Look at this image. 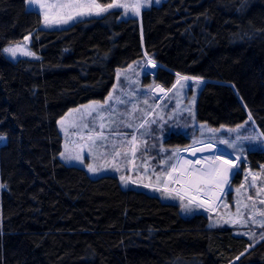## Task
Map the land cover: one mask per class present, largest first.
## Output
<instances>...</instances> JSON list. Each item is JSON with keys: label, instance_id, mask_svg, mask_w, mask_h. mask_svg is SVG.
<instances>
[{"label": "trees", "instance_id": "trees-1", "mask_svg": "<svg viewBox=\"0 0 264 264\" xmlns=\"http://www.w3.org/2000/svg\"><path fill=\"white\" fill-rule=\"evenodd\" d=\"M120 17L112 9L46 29L26 0H0V264H264V240L68 165L58 127L71 108L104 100L117 71L147 53L166 88L176 73L214 80L200 92L198 120L235 126L250 112L264 134V0L144 8L145 47L139 19ZM29 34L40 58L9 59L3 49ZM187 139L173 133L167 143ZM249 157L264 163L260 150Z\"/></svg>", "mask_w": 264, "mask_h": 264}, {"label": "rangeland", "instance_id": "rangeland-1", "mask_svg": "<svg viewBox=\"0 0 264 264\" xmlns=\"http://www.w3.org/2000/svg\"><path fill=\"white\" fill-rule=\"evenodd\" d=\"M163 1L165 0L158 2L149 0L144 4L141 0L142 7L138 15L133 13L131 7L127 13L123 8L118 9L121 11L120 18L139 19L142 44L144 41L142 10L152 5H159ZM62 2L64 0H49L53 5ZM96 2L104 6L99 0ZM119 2L132 5L137 0H119ZM27 8L38 11L43 20V13L38 4H27ZM61 11L67 10L53 7L52 14L56 15ZM93 16L97 15L85 16L77 20ZM77 20L67 25L46 29L68 27ZM42 28H45L43 23ZM27 37V40L24 38L10 43L5 48L19 46L23 51L34 53V56H25L22 51H17L16 57L6 52L5 55L13 61L20 58L39 59L40 55L32 48V34ZM153 64L158 67L154 68ZM160 66V62L145 53L144 60H137L117 71L115 84L109 93L110 99L108 94L102 101L93 100L68 110L58 121L63 136L62 152H66L67 149L66 154L79 155L82 159L66 160L60 155L61 159L68 165L83 167L92 177L114 174L124 188L143 190L158 196L162 201L175 203L186 216L203 213L208 217L209 225L228 224L234 227L235 233L253 239L255 244L258 243L262 240L261 235L264 234V227L261 226L264 224V216L261 215L264 213V203H260L264 201V163L257 162L256 157H249V152L254 150L264 152L263 132L252 115L251 121L248 119L247 123L235 126L214 127L198 120L196 114L198 97L204 84L212 79L179 73L181 77L198 78L199 83L197 79L182 80L176 89L168 91L177 83L178 77L176 75L175 82L169 88L158 84L153 76ZM160 88H163L166 94L161 93ZM93 108L96 111H92ZM90 111H92L91 115L88 114ZM101 123L107 126L101 129ZM85 124L88 128H84ZM129 124L131 127H128ZM208 129L215 131L210 132ZM90 130L93 136L102 131L105 138L89 141ZM173 133L184 134L188 138L187 143L168 144L167 140ZM244 137L256 139L249 141ZM223 140H228L229 143L234 141L235 149L221 144L220 141ZM211 144H215L216 147L206 151L198 150ZM250 144L254 146L250 148ZM217 149H224L232 155H225ZM117 151L120 153L119 156L115 154ZM234 156L243 157L242 161H235L239 165L238 173L241 175L239 181H234L237 175L230 174L229 185L225 186V191L212 189L215 196L211 199L203 193L195 192L186 194L183 200L176 196L173 190L181 188V185L174 181L186 179L181 173L208 168L213 157L233 161ZM198 160L200 163L196 164ZM252 162L257 163L255 167L251 165ZM89 165L101 170L90 172ZM171 165L176 166V171H172ZM169 173H171L170 177ZM121 177L125 179L122 180ZM254 177L255 183H253ZM228 187L231 188V192L227 190ZM165 188L172 192V195H168L164 191ZM189 195L196 196V201L190 204ZM200 201L208 202L201 206Z\"/></svg>", "mask_w": 264, "mask_h": 264}, {"label": "snow or ice", "instance_id": "snow-or-ice-1", "mask_svg": "<svg viewBox=\"0 0 264 264\" xmlns=\"http://www.w3.org/2000/svg\"><path fill=\"white\" fill-rule=\"evenodd\" d=\"M27 4L31 5V4H38L40 10L43 13V26L45 28H53L54 26H58V25H67L69 24L71 21L77 20L78 18H82L85 16H92V15H101L104 13H108L109 10L112 9H120L123 8L125 10V13H127V10L129 9V7L132 8V11L134 14H139L140 9L142 7V3L141 0H137L136 3L132 4V5H128L126 3H120L119 0H113L112 3H109L107 5H100L99 3L96 2V0H64V2L59 3L58 5H53L49 3V0H26ZM149 0H143V3L146 4L148 3ZM156 2H158V0H156ZM53 7H58L61 10H67V11H61L58 12L56 15L52 14V9ZM28 37H25V40H27ZM4 52L6 53H10L12 57H16L17 56V51H22L23 55L25 56H34L35 54L32 52H28V51H23L22 49L19 48V46H14V47H8L3 49ZM153 67H158L157 65L153 64ZM145 71H147V68H145ZM178 77L177 83L174 84L172 86V89H169L168 91H172L173 89L177 88V85L181 84V81H188L190 79H197V82L199 83L198 78H189V77H181L179 73L176 74ZM181 87H183V85H181ZM189 87H191L189 85ZM160 92L161 93H165V90L163 88H160ZM166 94V93H165ZM111 98V94H109V99ZM122 102V101H121ZM105 103H107V100L105 101ZM145 103H147V101H145ZM92 111H96L95 108L92 109ZM92 111H90L88 114L91 115ZM190 111V110H189ZM102 119V118H101ZM249 121H251L252 117L251 114H249L248 117ZM247 123V122H246ZM107 125H105L104 123L100 124V128L103 129L104 127H106ZM143 125H141L142 127ZM128 127H131V125L129 124ZM238 127H242V126H238ZM84 128H88V125L85 124ZM208 131H215L212 129H208ZM117 134V133H114ZM104 134L103 132H97L95 133V136H93L91 134V130H90V134L88 136L89 141H95L97 139H104ZM0 139H3L2 136H0ZM133 141L135 140V136L133 135ZM237 139H240L239 137H237ZM245 140H254L256 138L254 137H244ZM221 144H226L228 145L230 148L235 149L236 144L233 141L232 143H229L228 140H223L220 141ZM254 145H249V147H253ZM216 147L215 144H211V145H207L205 148H201L198 149L199 151H206L209 148H213ZM218 151L222 152L225 155H232V153H228L226 152L224 149H217ZM179 151V150H177ZM67 152V149H66ZM66 152H62L60 153V155L62 157H64L66 160H81V156L76 155V156H72L70 153L66 154ZM117 156L120 155V153L117 151L115 153ZM243 157L242 156H234L233 157V161H229V160H223L221 158L218 157H213L210 165L208 168H203V169H199L196 171H189L187 173H181L182 176H186V179L183 180H176L174 181L177 184L181 185V188L179 189H174L173 191H175L176 196H178L181 200L184 199V196L186 194H189L191 192H195V193H203L205 195H207L209 197V199H211L212 197L215 196V193L212 191V189H216L218 188L221 192L225 191V186L229 185V175H236L239 171V165L237 163H235V161H242ZM161 163H167L166 161H161ZM191 163V162H189ZM200 161H196V164H199ZM172 171H176V166L175 165H171ZM101 169L99 168H95L92 167L91 165H89V171L90 172H98ZM169 177L171 176V173L168 174ZM122 180H124V177H121ZM157 179H159V177H157ZM253 183H255V177L253 178ZM145 187H148V185H145ZM159 190V189H157ZM227 190L229 192H231V188L228 187ZM164 191L168 194V195H172V192H170L167 188L164 189ZM237 191H239V189H237ZM197 199L196 196H192L189 195L188 196V200L189 203H193L195 202ZM249 199H251V197H249ZM208 201H200V205L202 206L203 204L207 203ZM260 203H264V201H260ZM237 212L239 213V209H237ZM262 216H264V213H261ZM262 227H264V224L261 225ZM261 239L264 240V234L261 235ZM251 247V245H250ZM243 255V253L241 254ZM237 259H239V257H237Z\"/></svg>", "mask_w": 264, "mask_h": 264}, {"label": "water", "instance_id": "water-1", "mask_svg": "<svg viewBox=\"0 0 264 264\" xmlns=\"http://www.w3.org/2000/svg\"><path fill=\"white\" fill-rule=\"evenodd\" d=\"M143 23V22H142ZM143 34H144V36H143V38H144V41H143V47L145 46V32H144V27H143ZM161 66H163L162 64H161ZM177 74V73H176ZM213 81V80H212Z\"/></svg>", "mask_w": 264, "mask_h": 264}, {"label": "bare ground", "instance_id": "bare-ground-1", "mask_svg": "<svg viewBox=\"0 0 264 264\" xmlns=\"http://www.w3.org/2000/svg\"><path fill=\"white\" fill-rule=\"evenodd\" d=\"M244 103V102H243ZM245 105V104H244Z\"/></svg>", "mask_w": 264, "mask_h": 264}]
</instances>
